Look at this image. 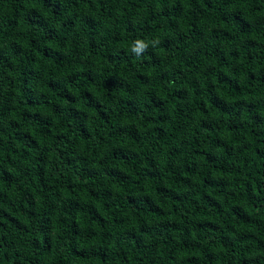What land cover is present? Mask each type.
<instances>
[{
    "label": "trees",
    "instance_id": "16d2710c",
    "mask_svg": "<svg viewBox=\"0 0 264 264\" xmlns=\"http://www.w3.org/2000/svg\"><path fill=\"white\" fill-rule=\"evenodd\" d=\"M0 264H264V0H0Z\"/></svg>",
    "mask_w": 264,
    "mask_h": 264
},
{
    "label": "clouds",
    "instance_id": "9594fccd",
    "mask_svg": "<svg viewBox=\"0 0 264 264\" xmlns=\"http://www.w3.org/2000/svg\"><path fill=\"white\" fill-rule=\"evenodd\" d=\"M151 43L152 46L155 47V45L158 44L159 41L157 39V40H153ZM148 46L149 45L147 43L141 40H136L131 48V51L137 55H140L141 53L147 50Z\"/></svg>",
    "mask_w": 264,
    "mask_h": 264
}]
</instances>
